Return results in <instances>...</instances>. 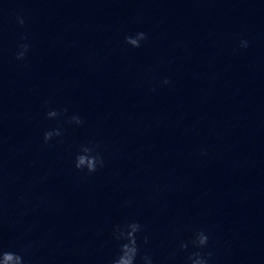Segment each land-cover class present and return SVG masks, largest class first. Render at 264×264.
Returning a JSON list of instances; mask_svg holds the SVG:
<instances>
[{
	"label": "clouds",
	"instance_id": "9594fccd",
	"mask_svg": "<svg viewBox=\"0 0 264 264\" xmlns=\"http://www.w3.org/2000/svg\"><path fill=\"white\" fill-rule=\"evenodd\" d=\"M17 23L23 26L25 20L22 16H17ZM147 39V34L144 32H137L133 35H126L124 37L125 43L133 48H139L141 42ZM22 41L27 40V36L21 37ZM240 46L243 48L248 47V41L242 40ZM16 59L23 61L29 50L28 43H19L17 45ZM171 81L167 78L162 80V84L168 85ZM67 109L63 108L58 110L50 109L46 112L48 119H56L61 115L67 114ZM67 123H74L76 125L83 124V120L78 115L68 117ZM62 136L59 128L46 130L43 134V141L45 144L52 141L54 138ZM99 145L91 141L83 143L78 147L77 154L74 159V168L85 175H92L102 168L105 164L102 154L97 151ZM143 232L142 225L135 221L130 220L124 223L115 224L111 230V238L117 242L119 247L117 254L111 259L110 264H137L139 257L142 264H154L153 258L148 254L141 255V244L147 245L149 237L147 235L140 236ZM139 241V242H138ZM196 249L187 256L188 264H210L212 252L206 251L209 245V236L204 230H197L194 232L192 239L189 241H180L178 249L186 251L189 246ZM0 264H26L24 256L18 252L5 251L0 249Z\"/></svg>",
	"mask_w": 264,
	"mask_h": 264
}]
</instances>
